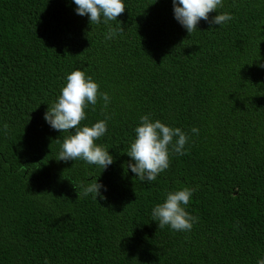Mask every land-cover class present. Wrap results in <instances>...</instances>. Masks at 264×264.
I'll return each instance as SVG.
<instances>
[{"label": "trees", "instance_id": "obj_1", "mask_svg": "<svg viewBox=\"0 0 264 264\" xmlns=\"http://www.w3.org/2000/svg\"><path fill=\"white\" fill-rule=\"evenodd\" d=\"M122 2L117 20L90 24L74 0H0V264H257L264 0H222L190 34L172 0ZM223 13L233 18L210 23ZM77 69L99 86L79 127L106 120L94 141L113 157L105 169L58 160L75 129L44 119ZM143 115L188 136L183 155L169 145V167L152 182L127 168ZM95 179L105 199L78 197ZM184 187L197 222L158 228L153 208Z\"/></svg>", "mask_w": 264, "mask_h": 264}, {"label": "clouds", "instance_id": "obj_2", "mask_svg": "<svg viewBox=\"0 0 264 264\" xmlns=\"http://www.w3.org/2000/svg\"><path fill=\"white\" fill-rule=\"evenodd\" d=\"M76 13L88 15L90 24H99L101 16L104 23L110 20H117V17L125 11L122 0H74ZM175 19L186 28L190 34L197 29L200 20L209 21V13L216 12L218 6H222V0H172ZM233 17L229 13L217 14L212 17L210 23L223 25ZM123 28H120L122 31ZM116 29L110 28L107 39H112ZM98 84L91 76L79 69L71 72L66 77V84L61 88L58 100L48 107L44 115L46 122L55 130L68 131L75 129V134L66 137L61 145V152L58 160L68 161L81 158L89 164L107 168L113 163V157L103 146L94 143L107 131L106 120L96 122L91 127H79L80 122L85 119V107L87 104L97 103ZM105 107L109 103L107 93L99 94ZM141 123L135 128L136 137L131 143L127 155L134 163L129 162L130 168L136 177L141 181H155L158 174L169 167V145L173 150L183 155L184 146L188 140L186 133L180 128L166 126L159 120L153 122L149 115L140 118ZM7 128V125H4ZM193 133L198 134V129L193 128ZM176 137L175 143L173 139ZM105 187L93 180L83 187L79 195L87 196L93 194L97 200L105 199L100 189ZM106 190V189H105ZM194 189L184 187L180 190L170 191L163 203L157 204L152 210L154 221H158V228L166 225L176 231H190L198 217L190 215L185 206L188 205ZM257 264H264V259L257 261Z\"/></svg>", "mask_w": 264, "mask_h": 264}]
</instances>
